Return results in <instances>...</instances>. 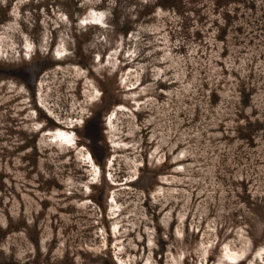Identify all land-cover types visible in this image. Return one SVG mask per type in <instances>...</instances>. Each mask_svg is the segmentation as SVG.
<instances>
[{"label": "rangeland", "instance_id": "1", "mask_svg": "<svg viewBox=\"0 0 264 264\" xmlns=\"http://www.w3.org/2000/svg\"><path fill=\"white\" fill-rule=\"evenodd\" d=\"M0 264H264V0H0Z\"/></svg>", "mask_w": 264, "mask_h": 264}, {"label": "bare ground", "instance_id": "2", "mask_svg": "<svg viewBox=\"0 0 264 264\" xmlns=\"http://www.w3.org/2000/svg\"><path fill=\"white\" fill-rule=\"evenodd\" d=\"M53 140L55 142L61 143L62 145H72L73 144L72 136L70 134H67L64 131H56L55 133H53ZM226 257L228 261L234 263L239 258V255L228 254L227 256H225V258Z\"/></svg>", "mask_w": 264, "mask_h": 264}]
</instances>
